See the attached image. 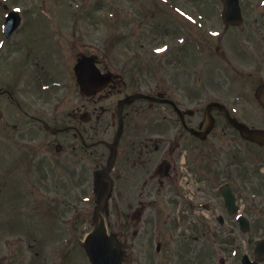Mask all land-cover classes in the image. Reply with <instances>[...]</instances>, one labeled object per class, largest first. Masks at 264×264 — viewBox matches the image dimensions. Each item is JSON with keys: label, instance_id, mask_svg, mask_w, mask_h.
<instances>
[{"label": "rangeland", "instance_id": "1", "mask_svg": "<svg viewBox=\"0 0 264 264\" xmlns=\"http://www.w3.org/2000/svg\"><path fill=\"white\" fill-rule=\"evenodd\" d=\"M242 3L245 23L241 28L233 29L226 27L221 20L223 7L220 0H137V4L134 1L130 6L122 0H0V35L7 12L13 9L20 10L22 16L26 17L28 22L25 26H31L32 34L40 32L42 21L45 22L44 18L47 17L44 28H47L48 48L70 47L69 43L77 41L79 50H87L88 54L94 53L96 57L99 55L103 66L109 68L112 74L124 76L127 86L111 107L115 112L123 94L141 91L155 93V88L151 86L156 84L161 85L162 90L169 91L173 85L177 99L189 98L188 101L185 99L186 108L192 109L195 105L193 101L198 97L203 96L204 102L224 98L232 109L239 108L240 114H246L238 115L244 122L264 129V109L254 95L256 88L264 82V0H242ZM122 8L129 13L124 19ZM209 12L212 13L211 18ZM113 13H117V19L113 18ZM134 21H141V26L134 24ZM21 31L9 40L18 36L19 45H23L27 30ZM42 32L46 33V30ZM54 33L63 35L61 44L59 40H52ZM186 35L189 39L181 37ZM160 36L165 37L164 41L168 37L173 38L179 47L160 57L154 52L157 46L155 41ZM221 51L241 60L237 66H231L233 72L229 70L235 80L219 71L222 61L228 64L227 59L220 55ZM171 55L173 64L167 67L166 59ZM0 61L3 67L6 59L1 57ZM28 71L25 68V73ZM250 81L252 83H247V87L243 88L244 83ZM134 105L143 110L137 125L143 130L142 133L147 128L151 129L153 124V128H158L155 131L158 133L152 135L166 138L168 123L163 117L170 108L165 105L151 108L144 101L134 102ZM0 107V264H90L83 250L82 239L96 226L93 215L99 196L95 198L89 193L93 163L88 167L86 161L80 160L79 155L83 154L79 152L78 159L73 158L74 164L70 159L73 155L64 154V164L56 165L57 160L54 159L43 166L37 158L46 152L43 143L52 145L49 143L55 140L54 136L38 131L23 132L25 117L16 106L12 113L15 119L8 117L7 120L12 121L11 126L8 125L3 115H6V105L2 100ZM171 116L176 118V115ZM106 121H111L110 114L106 116ZM18 123L20 130H13L18 128ZM132 127L134 124L127 126V129ZM109 132L98 138L111 144L116 129ZM129 133H125L127 137ZM236 134L229 141L231 147L226 143L227 137L221 138L220 145L212 144L211 152L207 148L206 161L218 148L223 153V163L208 169L206 173L219 174L216 180L218 186L229 183L235 188L241 202L246 204L251 231L244 234L234 222L232 231L220 230L213 218L207 219L202 212L191 209L190 221L196 222V232L189 230L185 234L191 239L200 232L202 235L198 242H180L177 239V225L167 221L171 207L169 199L160 196L158 201L150 202L139 227L140 235L134 237L136 228L133 226L127 239L120 238L122 223L118 218L125 220L124 213H129L127 204L132 202L133 196L121 200L116 194L115 203L121 207V213L118 215L113 206L108 221L111 233L117 235L127 250L124 264H221L219 256L228 257V264H241L242 255L252 254L254 240L264 235V201L261 199L264 195V148L256 147ZM123 141V145H126V138ZM52 149L55 146L47 147V151ZM99 149L97 153L107 152L106 159L109 160L111 151L103 145ZM230 149L236 154L227 166L229 158L226 152ZM66 158L70 161L65 163ZM95 161L98 163L99 159ZM231 171L235 172V177ZM79 174L83 178L78 177ZM118 188L122 190V181ZM182 191L188 193L187 188L179 184L177 192ZM253 194L258 197H253ZM195 199L202 202L197 196ZM184 203L187 205L189 201L184 200ZM76 209L81 210L79 215ZM171 212L177 213V209ZM85 220H90L92 225L85 223ZM158 245L163 249L159 255ZM237 245L238 257L231 258V255L237 256L233 251ZM178 246L182 250V257L176 252Z\"/></svg>", "mask_w": 264, "mask_h": 264}, {"label": "flooded vegetation", "instance_id": "2", "mask_svg": "<svg viewBox=\"0 0 264 264\" xmlns=\"http://www.w3.org/2000/svg\"><path fill=\"white\" fill-rule=\"evenodd\" d=\"M134 1L137 4V0H122V2L128 4L127 6H130L131 2L134 3ZM193 8L195 9V7ZM127 14L129 13L127 11L125 12V9L122 8V19H124L123 17L127 16ZM208 16L211 18L212 13L209 12ZM206 21L207 19L205 22ZM27 22L28 21H23L22 24L24 26L22 25L20 29V31L24 29L27 30L26 38L22 40L23 45H19L20 41L18 36L13 38V40L0 39V43L3 44V47H1L2 49H0V59L1 57L6 59L3 67L0 61V100L5 102L6 105V115L3 113L5 121L11 126L12 121L7 119L8 117L11 120L15 119L12 113L16 106L21 115L25 117V121L22 122L23 132L38 131L39 133H49L54 136L55 140L49 144L55 146V149L47 151V147L52 145H47L44 142L43 146L46 152L39 154L37 158L38 162H41L44 166L48 165L49 160L56 159V165H59V163L64 164L63 155L70 154L73 155L70 159L72 164H74L73 158L77 160V155H79L78 153L80 152L83 154L79 155L82 158L80 160L86 161L88 167L93 163V167H91L93 172L89 175L92 177L93 174V179H91L89 183L94 184L95 172L111 167V164L106 167L107 152H101V155L97 153L101 150L99 149L100 145L110 149L109 146L111 144H108L110 143L109 141L98 137L110 133L109 131L112 129H116V133L118 131L120 120L118 109L122 99L118 101L116 112L112 110L111 107L114 106L116 97L122 94V89L124 91L127 86L125 78L123 75L112 74L109 68L103 66L98 55V68L103 74L107 76L112 75L113 82H111L108 89L98 95L85 96L80 94L77 77L75 75V67L83 55L91 56L95 54H88L87 50H79L77 41L69 43L70 47L48 48L46 46V33L42 32V26H40V32L38 34L35 32L32 34L31 26H25ZM141 23V21H134V24L138 26H141ZM17 32L15 34H17ZM54 35H60V37H57V41L59 40L58 42L61 44L63 42V35L61 33H54ZM164 38L165 37L160 36L159 39L155 41L157 46H155L154 50L160 57L161 55L165 56V54H169L175 48L179 47L173 38L171 39V37H168L166 41L163 40ZM158 41H162V43ZM6 51L8 53H6ZM14 51L18 53H11ZM166 60L168 62L167 67L173 64L172 55L169 59L167 57ZM25 68L29 70L26 73ZM224 75H230V78L235 80L228 68L224 69ZM247 83H252V81L245 82L244 84L247 86ZM151 88H155L153 89L155 93L152 91L141 92L156 98L160 97V94H162L161 97L158 98L162 102L151 104L150 107L156 108L159 105H165L170 108L167 115L163 117L164 121L168 123L167 132L165 133L166 138L160 136L154 137L152 135L158 133L155 132L158 128H153V124L151 129L147 128V131L142 133L143 130L141 131L137 125L140 123L143 110L135 106L134 103L126 105L123 112V134L116 147V165L109 175H101V178L110 177L114 180L115 184L116 182L119 183V181H122V190H118L117 188L116 194L121 197V200L128 196H133L135 200L139 199L136 209L143 208L144 215L147 213L151 201L157 200L160 196L169 199L171 205L169 208V221L177 225L179 231V238L177 237V239L180 242H187L190 241V236H187L185 232L189 230L196 232V225L194 224L196 222L193 221L192 223L190 221L191 209L195 212H199V204L194 199L193 202L185 205L181 195L183 194V197L186 195L183 192H177V182L180 176L179 168L184 166L193 176L200 179L201 190L200 196L198 197L200 201H202L200 206L206 205L209 209V215H204L205 218H213L220 230L232 231V222H235L237 226L238 223L234 218H226V215L229 214L222 197L223 184L218 186L216 182L217 178L219 179V174H212L211 172L206 173L208 169L210 170L211 168L218 167L219 164L223 163V153L216 148V151L212 153L209 161H206L205 155L207 148L210 152L212 151V144H221V138L228 137L226 143H228V147H231L229 141L235 138L233 137L234 135L237 136V132L229 124L227 119L218 112H213L215 127L209 136L201 139L190 132L191 129L200 132L206 129L207 120L205 107L209 102L216 101L225 103L228 108H230V106L227 101L223 100L224 98H214L213 100L204 102L205 100L203 101L202 96L195 98L193 101V104H195L193 105L195 107L194 113L187 112L190 110V107H185V99L188 101L189 98L184 97L182 100L177 99L173 93V85L170 87L169 91L162 90V86L159 84L153 85ZM107 102L110 104H107ZM9 108L10 111L8 110ZM176 109L181 111L183 118L180 117L179 113L177 114L175 111ZM229 112L232 118L244 122V120L238 116L240 114L239 108L236 112H233V110H229ZM108 114L111 116L110 122L106 121V116ZM160 115H162V113H160ZM171 115H176V118ZM202 115L203 117H201ZM240 115L244 116L246 114L241 113ZM137 119H139V121H137ZM1 120L2 116L0 117V121ZM153 120L162 122L158 118H154ZM130 124H134V127L127 129V126ZM249 126L254 129H259L253 125ZM13 130H20V123H18V128L15 127ZM221 130L222 132H220ZM260 130L264 131V129ZM127 131L130 132L129 137L125 134ZM46 137L47 136H45V139ZM125 138L126 145H123V140H125ZM254 146L260 147L258 145ZM113 154L112 152V155ZM235 154L233 149L226 152V156L229 158L228 163L226 161L227 166L231 164ZM96 158L99 159L98 163L95 161ZM70 159L66 158L65 163L69 162ZM164 161L168 162L167 165L169 169L161 168V170L158 171L159 165ZM39 171H41V168H39ZM167 172H169L168 177L162 178V174ZM230 173L235 177L234 171ZM260 176L263 175L260 174ZM78 177H82V174H79ZM212 177L214 179H211ZM233 177H231V179H233ZM115 188L116 186L113 190L112 200L114 199ZM111 206L112 203H110L109 207ZM134 207L133 203H128L127 208L129 213H124L125 220H123L121 224L122 236L120 238L127 239L129 230L133 226L136 228L133 235L138 237L141 233L139 227L142 217L140 219L135 218L136 209ZM176 209L177 213L171 212ZM245 215L247 216V214ZM203 222L206 224L205 221ZM85 223H90L92 225L90 220H85ZM227 226H229L228 229L226 228ZM200 234L201 232L192 236L193 239L191 240L198 242ZM180 237H182V240ZM176 243L178 244V242ZM118 244L122 246V241H119ZM176 252L179 256L182 253L179 246L176 248Z\"/></svg>", "mask_w": 264, "mask_h": 264}, {"label": "water", "instance_id": "3", "mask_svg": "<svg viewBox=\"0 0 264 264\" xmlns=\"http://www.w3.org/2000/svg\"><path fill=\"white\" fill-rule=\"evenodd\" d=\"M83 65L84 63H82V66ZM81 69L82 68H80V70L78 71L79 78L84 89H86L87 87L85 85L88 84L86 79L88 75L90 76V74L87 70L82 73ZM136 98L138 97H131L126 100L125 103ZM234 125L239 128L242 133L248 138L260 143H264V134L252 131L245 126L238 124L237 122H234ZM113 243V239H110L107 236L105 225L104 223H102L99 229L94 234H92L88 244V250L92 256L94 264H120V261L123 256L120 255L121 252L119 253L118 251L114 250Z\"/></svg>", "mask_w": 264, "mask_h": 264}]
</instances>
